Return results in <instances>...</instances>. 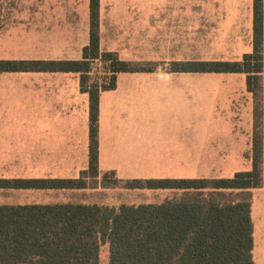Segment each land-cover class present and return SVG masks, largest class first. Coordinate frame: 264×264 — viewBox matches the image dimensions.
Listing matches in <instances>:
<instances>
[{
	"label": "crops",
	"instance_id": "0c3cea01",
	"mask_svg": "<svg viewBox=\"0 0 264 264\" xmlns=\"http://www.w3.org/2000/svg\"><path fill=\"white\" fill-rule=\"evenodd\" d=\"M252 2L99 0L100 51L149 62L151 69L116 72L115 86L99 91L98 169L99 175L112 170L121 177H145L163 167L166 176L187 175V167L198 177L250 170L258 110L262 183L248 189L249 216L252 264H264V0L259 104L245 72L169 69L171 61H238L250 53ZM5 6L17 16L19 39L25 38L26 17L33 16L34 31L49 34L42 46L50 50L32 58L0 59L81 58L89 40V0H0L3 12ZM187 46L192 59L185 57ZM88 99L78 72L0 71V178H69L85 169ZM87 190L0 188L38 194L0 204H96L71 198ZM163 190L169 197L175 192Z\"/></svg>",
	"mask_w": 264,
	"mask_h": 264
},
{
	"label": "trees",
	"instance_id": "16d2710c",
	"mask_svg": "<svg viewBox=\"0 0 264 264\" xmlns=\"http://www.w3.org/2000/svg\"><path fill=\"white\" fill-rule=\"evenodd\" d=\"M99 0H89V40L80 59H0V71L78 72L88 99V161L76 177L0 178V188L122 187L172 189L158 203L118 206L74 202L0 204V264H252L249 190L262 183L260 112L255 110L252 166L230 177L130 178L98 169V93L115 86L119 71L150 70L143 63L100 51ZM95 61L109 73L91 77ZM172 71H242L259 104L261 0L252 2V51L238 61H171Z\"/></svg>",
	"mask_w": 264,
	"mask_h": 264
},
{
	"label": "rangeland",
	"instance_id": "374dc122",
	"mask_svg": "<svg viewBox=\"0 0 264 264\" xmlns=\"http://www.w3.org/2000/svg\"><path fill=\"white\" fill-rule=\"evenodd\" d=\"M28 2L29 0H27V3ZM30 7H32V5ZM5 8V12L0 9V58H32L33 56H39L40 54L46 53L50 50L42 46L46 43V38L49 36V34L41 30L34 31L33 26L35 21L33 16L26 17L27 30L25 33V38L21 40L18 38L21 36V33L17 31V16L9 14V10L11 8L9 9L8 6H5ZM45 18L48 19L49 17H43V19ZM54 26L55 24H52L49 29H52ZM189 35H192V33H187V37ZM185 57L186 59L193 58L192 47L187 46ZM140 63H143L145 67L151 66V63L149 62ZM90 75L94 80L101 82L104 78L106 79L108 77L109 73L106 72V68L102 62L95 61L93 63ZM165 170L166 169L164 167L160 169H154L150 175L145 177H121L118 171H115L116 173H114L117 178L121 179L198 177L193 175L192 167H187L185 170L187 175L183 176H166ZM104 171H102L99 179H101ZM87 188L89 190L77 192V194L74 195L75 197L71 198H77L79 200H83V202L118 206L119 204L157 203L163 201L165 198H168L171 195V193L163 189L138 190L122 187H100L101 189L93 191L91 187ZM35 195L38 194H34L32 192L18 194L15 192L0 191V203L17 202L21 200L28 201L32 200ZM173 195L178 196L179 193L174 192ZM56 197L57 195H54L53 198ZM98 264H108V250L105 243L100 246Z\"/></svg>",
	"mask_w": 264,
	"mask_h": 264
}]
</instances>
